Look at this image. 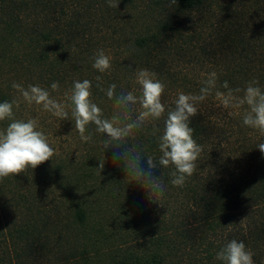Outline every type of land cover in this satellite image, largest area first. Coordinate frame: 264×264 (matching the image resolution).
I'll return each instance as SVG.
<instances>
[{
  "label": "trees",
  "instance_id": "obj_1",
  "mask_svg": "<svg viewBox=\"0 0 264 264\" xmlns=\"http://www.w3.org/2000/svg\"><path fill=\"white\" fill-rule=\"evenodd\" d=\"M100 50L111 58L103 73L92 67ZM138 69L165 84L166 109L180 92L199 94L216 73V87L191 118L203 149L194 174L173 186L175 168L158 165L153 174L164 192L152 200L112 162L113 150L103 152L104 136L89 125L92 141L74 156L54 155L0 180V264H94L89 253L102 255L101 247L109 248L106 264H222L216 254L233 239L264 264V154L257 148L264 135L243 125L246 105L224 108L215 95L227 93L225 81L233 90L256 81L264 91V0H120L117 8L108 0H0V102L19 101L15 119L37 115L13 83L39 85L65 102L71 91L64 89L87 79L108 117L114 102L107 88L139 95ZM68 111L63 121L80 139ZM166 115L128 139L157 163ZM80 189L93 200L79 199Z\"/></svg>",
  "mask_w": 264,
  "mask_h": 264
},
{
  "label": "clouds",
  "instance_id": "obj_2",
  "mask_svg": "<svg viewBox=\"0 0 264 264\" xmlns=\"http://www.w3.org/2000/svg\"><path fill=\"white\" fill-rule=\"evenodd\" d=\"M120 0H108L109 7L117 8ZM175 2V0H174ZM93 68L103 73L111 68V58L100 50L94 57ZM100 81V77H96ZM136 81L140 85L139 95L133 91L116 92V85H110L106 96L114 102V111L106 117L103 110L91 99L92 84L89 80L75 81L70 95L66 94L67 102H60L52 98L50 92L39 85H29L26 89L13 83L23 101L29 105L42 106L43 110L61 120H68L71 116L75 121V129L84 142L92 141V134L88 133L89 125H95V131L104 136L102 140L103 152L113 150L112 162L122 166L125 177L130 176V183L139 184L149 198L159 197L164 192V185L160 178L153 174V170L173 166L171 173L173 186L182 187L187 177L197 169L202 147L193 138L194 129L191 118L198 114V105L205 101L216 87V73L209 74L199 94L178 93L173 101L174 107L166 109L162 102L165 84L155 78V73L147 69H138ZM258 82H250L244 89H230L227 81L223 88L227 93L216 91L215 95L224 108L239 109L247 106L243 115V125L256 129L264 135V91L255 86ZM97 87H100L98 84ZM53 91L59 90L58 82L51 84ZM104 91V89H101ZM243 91V96L237 95ZM139 105L137 114L133 118L134 106ZM14 106H19L18 100L0 102V122L11 121L6 128L0 129V180L8 176H17L29 168L35 169L49 161L55 154L45 134L38 130L36 119L27 121L14 118ZM164 128L158 137V147L161 153L158 163L152 157H143L134 146H129L128 139L135 131L141 129L150 120L164 117ZM159 131V129H157ZM87 133V134H86ZM264 154V142L257 145ZM146 159L147 167H142ZM105 166L104 159L99 161L98 170L101 173ZM254 253L247 249L242 241L235 239L228 241L216 254V259L222 264H254Z\"/></svg>",
  "mask_w": 264,
  "mask_h": 264
},
{
  "label": "rangeland",
  "instance_id": "obj_3",
  "mask_svg": "<svg viewBox=\"0 0 264 264\" xmlns=\"http://www.w3.org/2000/svg\"><path fill=\"white\" fill-rule=\"evenodd\" d=\"M139 17V15H137ZM70 90L68 88H65L64 91ZM67 101H65L66 103ZM25 105L29 106L30 105L25 102ZM32 108L34 109L35 114L37 115L36 120L38 122V130L42 131L45 136L48 139V142L50 146H52L55 149V154L54 155H63V156H74L78 150H81L83 146V141L80 139H77L76 133L74 129L72 128L69 123L57 118H52L53 116L50 115L49 113L41 108V106L36 105V104H31ZM46 116V117H45ZM27 119H32L31 114H26ZM25 118V117H24ZM77 197L79 199L83 198H90L93 200V197H95L90 190L88 189H80L77 191ZM103 215L106 213H102ZM117 230L119 228L117 227ZM119 244H122L121 242ZM109 248L103 249L101 247V254L97 256L95 254L94 250H91L89 253V260L93 262L94 264H106L107 256L104 255V250L105 253L107 252ZM58 261V260H57ZM57 261H55L53 264H55ZM59 264V262H57ZM65 264V262H64Z\"/></svg>",
  "mask_w": 264,
  "mask_h": 264
}]
</instances>
